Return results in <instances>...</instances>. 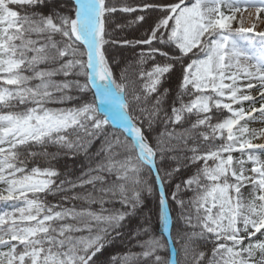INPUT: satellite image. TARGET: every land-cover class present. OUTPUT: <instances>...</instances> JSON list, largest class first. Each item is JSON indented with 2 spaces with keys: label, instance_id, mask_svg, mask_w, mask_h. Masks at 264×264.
<instances>
[{
  "label": "snow or ice",
  "instance_id": "1",
  "mask_svg": "<svg viewBox=\"0 0 264 264\" xmlns=\"http://www.w3.org/2000/svg\"><path fill=\"white\" fill-rule=\"evenodd\" d=\"M255 7L264 10V0ZM239 12L237 0H0V201L11 202L0 213V249H7L0 264H97L112 232L143 210L145 192L157 190L161 230L144 221L141 253L114 261L181 264L182 251L184 264H264V127H249L264 124V47L249 54L253 28L232 26ZM116 13L128 14L116 28L135 26L143 35L118 38ZM256 35L264 45V32ZM113 45L134 50L131 94L127 73L117 79L109 62ZM67 102L74 105L50 106ZM157 122L165 130L153 145L145 124ZM80 133L87 144L103 142L95 167L76 181L57 183L51 165L28 167L40 155L57 159L33 146L86 147ZM173 141L190 153L184 166L196 169L175 184L180 164L164 167L166 159H181L166 155L176 150ZM165 184H174L175 236ZM88 185L91 191L62 200L99 203V211L46 201ZM198 241L212 245L210 258ZM165 250L170 259L160 255Z\"/></svg>",
  "mask_w": 264,
  "mask_h": 264
},
{
  "label": "trees",
  "instance_id": "2",
  "mask_svg": "<svg viewBox=\"0 0 264 264\" xmlns=\"http://www.w3.org/2000/svg\"><path fill=\"white\" fill-rule=\"evenodd\" d=\"M50 5H61L66 2V0H47ZM110 3H131L136 4L139 3L140 0H109ZM52 11L57 10L56 8L50 9ZM48 11V10H45ZM128 14L124 13H116L115 21L112 23V28L115 29V34L118 38L121 39H129L135 40L143 35V30H137L135 26L133 27H125L123 30L116 28V23L127 24V19L125 17ZM135 15V14H133ZM109 62L114 71V74L117 79H119L121 73L126 72L129 78V88L128 91L131 94L133 84L132 81L136 80V73L138 71L137 65L135 63L136 57L134 50L123 48L119 45H113L109 48L108 52ZM179 74V69H177V74L173 75L171 80V87L173 91H175V86L177 82V77ZM58 79H62V77H58ZM137 89H139V83L135 85ZM84 99L87 101H91L93 99L92 94L88 93L84 95ZM74 102H67L64 105H50L51 107H72ZM25 106L20 105L19 108L23 109ZM4 111H7L6 109ZM189 124H184L183 128H188ZM165 130L164 125L161 122H157L153 125L152 129H148L147 124H145V131L148 132L150 142L155 145V139L159 136V134ZM169 130H171V126H169ZM177 131H181V126H176ZM81 143L86 147L82 146L80 150L70 152L67 149H60L57 146L53 145H45V146H33L32 150L37 153L43 154L47 152L49 154H56V160H49L45 158L43 155H40L34 159H30L28 163V167L40 166L41 168L53 166L59 172L60 176L57 178V183L60 180H71L76 181L83 173L87 172L90 167H95L96 162L101 158L96 155V153L100 150L103 138H92L91 143L87 144V140L85 134L80 133ZM75 139V136L72 137ZM176 150L171 153H167L166 155L181 157L179 161L177 160H165L164 167H176L177 163L180 164V171L176 174L175 183H180L181 180L186 179L190 175L194 174L196 169L195 166L185 167L186 161L182 159V157L190 155V153L183 150V145L173 141ZM189 145H191V141H189ZM174 184L169 186L168 184L164 185V189L169 193V208L172 215V234L175 236L176 225H177V216L178 211L175 208V205L171 203L170 193L174 191ZM67 187V185H66ZM99 187V185H97ZM92 190V186L88 185L85 188H76L72 191L58 193L56 195H47L46 201L49 204H62L65 207H72L73 205L77 208L82 207H91L95 211H99L100 205L99 203H95L92 205H87L83 201H72L69 199L68 201L62 200L63 196L71 197L74 194H81ZM185 199L191 196L192 193H182ZM10 203H5L0 201V213L4 211H11ZM105 208L115 209V210H124L119 203H106L104 205ZM127 211L131 212V209H127ZM160 211L158 204V191L153 195H149L148 193L143 194V210H136V214L126 217L125 221H123V227L112 232L111 236L108 239V242L105 245V248L101 253L97 254V264H120V259L117 261L113 260V257L123 258L129 255H138L141 253V248L137 246V232L144 225V221H148L151 225L152 229L157 230L158 232L161 230L162 226L159 219ZM117 232L119 235H117ZM85 235L87 233H84ZM79 235V234H78ZM198 250H203L206 252L208 258L211 257L212 245L210 243L205 244L204 241L197 242ZM176 249H179L180 246L176 245ZM161 256L169 259V251L165 250L160 253ZM179 259L181 260V264H184V254L181 251L179 254ZM190 259V257H189ZM142 264V258H141Z\"/></svg>",
  "mask_w": 264,
  "mask_h": 264
},
{
  "label": "rangeland",
  "instance_id": "3",
  "mask_svg": "<svg viewBox=\"0 0 264 264\" xmlns=\"http://www.w3.org/2000/svg\"><path fill=\"white\" fill-rule=\"evenodd\" d=\"M237 2L241 8V12L236 13L235 18L232 20V26L233 28H237V27L253 28V32L248 33V35L252 37V45L249 54L250 55L259 54V50L262 47H264V45H262L261 38L258 35H256V33L264 32V10L258 13L256 11L255 6H259L261 0H237ZM251 5H255L252 6L255 8V11L251 12L249 16L248 15L246 16L245 12L247 11L248 6ZM222 10L225 11L226 14H230L228 13L227 9H222ZM241 46L246 49L248 48V45L246 43L242 44ZM258 106L259 105H257V107ZM256 115L258 116L259 114ZM249 127L259 130L261 127H264V124L258 121L250 122ZM255 142L260 143L261 141H255ZM234 155L238 156L239 154L234 153ZM0 251H7V249H0Z\"/></svg>",
  "mask_w": 264,
  "mask_h": 264
},
{
  "label": "bare ground",
  "instance_id": "4",
  "mask_svg": "<svg viewBox=\"0 0 264 264\" xmlns=\"http://www.w3.org/2000/svg\"><path fill=\"white\" fill-rule=\"evenodd\" d=\"M253 11H255V8L254 7H252V6H248V9H247V11L245 12V15L247 16H249L250 14H251V12H253Z\"/></svg>",
  "mask_w": 264,
  "mask_h": 264
},
{
  "label": "water",
  "instance_id": "5",
  "mask_svg": "<svg viewBox=\"0 0 264 264\" xmlns=\"http://www.w3.org/2000/svg\"><path fill=\"white\" fill-rule=\"evenodd\" d=\"M158 191V190H157ZM169 212H170V208H169ZM171 213V212H170ZM171 219H172V215H171ZM171 229H172V225H171ZM171 258V253L169 252V259Z\"/></svg>",
  "mask_w": 264,
  "mask_h": 264
}]
</instances>
